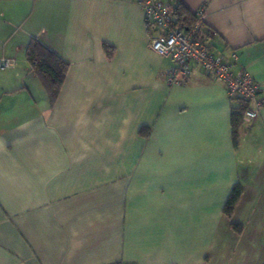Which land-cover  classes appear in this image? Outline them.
<instances>
[{"label":"crops","instance_id":"obj_1","mask_svg":"<svg viewBox=\"0 0 264 264\" xmlns=\"http://www.w3.org/2000/svg\"><path fill=\"white\" fill-rule=\"evenodd\" d=\"M180 1L264 100V0ZM149 31L136 0H0V264H264V106L234 145L223 82L168 84ZM30 38L68 64L52 105Z\"/></svg>","mask_w":264,"mask_h":264},{"label":"built area","instance_id":"obj_2","mask_svg":"<svg viewBox=\"0 0 264 264\" xmlns=\"http://www.w3.org/2000/svg\"><path fill=\"white\" fill-rule=\"evenodd\" d=\"M151 30L148 40L150 50L170 60L172 66L166 73L168 84H181L190 75L191 65L201 68L205 75H211L223 82L227 95L238 98L246 104L242 122L255 119L264 100L257 99L259 85L246 72L233 74L230 64L220 53H214L204 40L203 10L193 12L196 23L188 29L173 26L168 2L162 0H136ZM19 67V61L0 57V69Z\"/></svg>","mask_w":264,"mask_h":264},{"label":"trees","instance_id":"obj_3","mask_svg":"<svg viewBox=\"0 0 264 264\" xmlns=\"http://www.w3.org/2000/svg\"><path fill=\"white\" fill-rule=\"evenodd\" d=\"M169 6L173 26L180 29H188L195 25L197 20L193 12L188 11L180 0H175V2L172 3L169 2ZM103 47L107 52L108 50L111 52L110 46L104 44ZM110 52L108 54H110ZM25 60L29 65V71L37 78L39 84L45 92L49 105H52L60 91L68 69V64L56 53L45 47L34 38H30L26 44ZM231 101L236 102L238 105L232 107L230 117L232 141L233 144L236 145L238 131L243 125L242 116L246 109V104L238 98H231ZM241 192L242 188L240 184H235L230 191L223 208V212L226 216L230 217L232 215L233 209L239 200ZM232 228L237 233H241L242 231L240 225L233 224Z\"/></svg>","mask_w":264,"mask_h":264}]
</instances>
